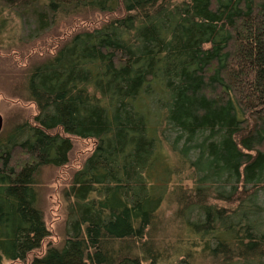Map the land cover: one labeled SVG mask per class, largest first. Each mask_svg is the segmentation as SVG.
Listing matches in <instances>:
<instances>
[{"label": "trees", "instance_id": "obj_1", "mask_svg": "<svg viewBox=\"0 0 264 264\" xmlns=\"http://www.w3.org/2000/svg\"><path fill=\"white\" fill-rule=\"evenodd\" d=\"M35 38L108 13L33 66L0 135V264L42 247L43 167L74 174L62 245L30 264H264V0H0ZM185 183H188L187 185Z\"/></svg>", "mask_w": 264, "mask_h": 264}, {"label": "rangeland", "instance_id": "obj_2", "mask_svg": "<svg viewBox=\"0 0 264 264\" xmlns=\"http://www.w3.org/2000/svg\"><path fill=\"white\" fill-rule=\"evenodd\" d=\"M26 13L20 17L19 12L0 2V114L4 120L1 136L26 121L34 124L38 109L28 100L24 88L28 71L51 57L75 33L100 27L112 18L108 13L86 10L59 19L40 36L30 39L28 33L34 27L35 18ZM73 141L69 163L62 167H43L38 176V205L44 213L48 238L37 252L29 256L27 263L12 261L6 264H30L34 257L46 252L49 244L62 245L69 206L67 190L74 174L96 145L94 140L73 138Z\"/></svg>", "mask_w": 264, "mask_h": 264}, {"label": "water", "instance_id": "obj_3", "mask_svg": "<svg viewBox=\"0 0 264 264\" xmlns=\"http://www.w3.org/2000/svg\"><path fill=\"white\" fill-rule=\"evenodd\" d=\"M3 127H4V120H3L2 115L0 114V134H1L2 130H3Z\"/></svg>", "mask_w": 264, "mask_h": 264}]
</instances>
